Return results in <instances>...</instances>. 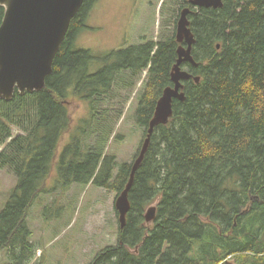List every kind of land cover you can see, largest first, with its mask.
I'll return each mask as SVG.
<instances>
[{
    "label": "trees",
    "instance_id": "obj_1",
    "mask_svg": "<svg viewBox=\"0 0 264 264\" xmlns=\"http://www.w3.org/2000/svg\"><path fill=\"white\" fill-rule=\"evenodd\" d=\"M97 1L85 0L72 20L44 90L0 99V167L16 177L0 210L7 264H31L36 256L28 217L41 195L76 184L125 190L138 153L132 164L106 153L121 114L103 105L117 84L127 89L147 73L135 114L144 140L163 91L173 86L177 23L189 0H180L171 34L113 51L91 73L98 58L76 41ZM191 9L198 67H182L201 82H184L186 101L175 100L170 122L155 129L130 191L127 225L92 264H264V0ZM4 15L0 6V26ZM73 97L87 105L76 125ZM155 203L149 226L146 210Z\"/></svg>",
    "mask_w": 264,
    "mask_h": 264
},
{
    "label": "rangeland",
    "instance_id": "obj_2",
    "mask_svg": "<svg viewBox=\"0 0 264 264\" xmlns=\"http://www.w3.org/2000/svg\"><path fill=\"white\" fill-rule=\"evenodd\" d=\"M167 2L98 0L86 22L87 28L76 41L77 48L90 50L98 58L91 64L90 72L99 70L100 60L113 51L140 44L143 39L160 41L171 34L180 0ZM146 74L144 72L127 89L121 83L117 84L109 101L103 105V108L111 109L115 118L121 114L106 149V153L115 156L119 164H132L144 140L143 130L135 122V114ZM69 108L73 125L87 115V105L74 97L69 100ZM18 133L16 130L15 134ZM67 142L68 135H65L59 151ZM55 177L53 169L46 185L52 186ZM15 185V175L0 167V210ZM118 196L119 193L113 190L80 184L73 185L66 193L56 191L41 195L28 217L31 241L37 247L31 264H92L102 250L117 244L120 223L115 203ZM0 264H7L5 252L0 253Z\"/></svg>",
    "mask_w": 264,
    "mask_h": 264
},
{
    "label": "water",
    "instance_id": "obj_3",
    "mask_svg": "<svg viewBox=\"0 0 264 264\" xmlns=\"http://www.w3.org/2000/svg\"><path fill=\"white\" fill-rule=\"evenodd\" d=\"M85 0H0L5 15L0 26V99L11 102L18 91L20 95L44 90L46 79L53 72V64L64 42L70 25ZM227 0H189L190 7L183 9L177 23L176 40L178 60L171 72L173 86L167 87L159 99L154 117L149 124L147 136L132 165L130 180L118 196L115 208L119 215L120 228L127 225L131 210L130 191L135 176L148 153L155 129L167 125L174 115L175 100L186 101L184 82L193 79L200 84L183 64L198 67L192 51L196 43L191 30V8L221 9ZM218 49L220 46L218 45ZM157 217V207L151 206L146 223L152 224Z\"/></svg>",
    "mask_w": 264,
    "mask_h": 264
},
{
    "label": "flooded vegetation",
    "instance_id": "obj_4",
    "mask_svg": "<svg viewBox=\"0 0 264 264\" xmlns=\"http://www.w3.org/2000/svg\"><path fill=\"white\" fill-rule=\"evenodd\" d=\"M180 46V45H179Z\"/></svg>",
    "mask_w": 264,
    "mask_h": 264
}]
</instances>
